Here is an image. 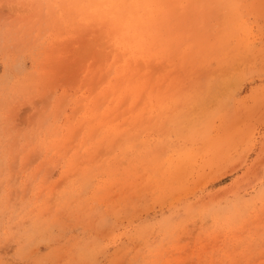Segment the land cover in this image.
<instances>
[{
  "label": "rangeland",
  "instance_id": "rangeland-1",
  "mask_svg": "<svg viewBox=\"0 0 264 264\" xmlns=\"http://www.w3.org/2000/svg\"><path fill=\"white\" fill-rule=\"evenodd\" d=\"M151 1L0 0V264H264V0Z\"/></svg>",
  "mask_w": 264,
  "mask_h": 264
},
{
  "label": "bare ground",
  "instance_id": "bare-ground-1",
  "mask_svg": "<svg viewBox=\"0 0 264 264\" xmlns=\"http://www.w3.org/2000/svg\"><path fill=\"white\" fill-rule=\"evenodd\" d=\"M153 1H154V0L151 1V2H152L151 5H152V4H155V1H154V2H153Z\"/></svg>",
  "mask_w": 264,
  "mask_h": 264
}]
</instances>
